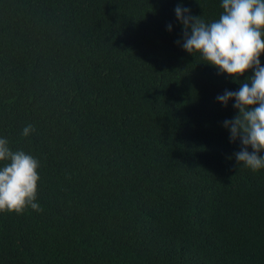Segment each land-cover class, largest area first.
Segmentation results:
<instances>
[{
  "label": "trees",
  "instance_id": "1",
  "mask_svg": "<svg viewBox=\"0 0 264 264\" xmlns=\"http://www.w3.org/2000/svg\"><path fill=\"white\" fill-rule=\"evenodd\" d=\"M178 3L222 11L0 0V135L39 159L42 207L0 212V264H264V169L215 99L240 84L176 43Z\"/></svg>",
  "mask_w": 264,
  "mask_h": 264
},
{
  "label": "clouds",
  "instance_id": "2",
  "mask_svg": "<svg viewBox=\"0 0 264 264\" xmlns=\"http://www.w3.org/2000/svg\"><path fill=\"white\" fill-rule=\"evenodd\" d=\"M220 7L219 17L206 22L178 3L174 13L183 36L182 43H176L192 55L199 54L217 74L239 82L237 90L225 89L215 99L225 107L232 100L238 110L222 126L229 131V142L239 141V150L233 153L236 162L255 172L264 169V0H220ZM166 27L171 31L173 25ZM246 70L251 73L240 82ZM33 131V125H25L22 135ZM39 167L37 157L13 150L8 138L0 135V212L42 211L37 200Z\"/></svg>",
  "mask_w": 264,
  "mask_h": 264
}]
</instances>
